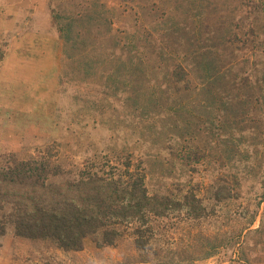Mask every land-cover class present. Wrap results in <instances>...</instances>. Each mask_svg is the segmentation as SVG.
Masks as SVG:
<instances>
[{"label": "rangeland", "instance_id": "374dc122", "mask_svg": "<svg viewBox=\"0 0 264 264\" xmlns=\"http://www.w3.org/2000/svg\"><path fill=\"white\" fill-rule=\"evenodd\" d=\"M10 158L53 181L129 158L168 209L78 250L6 223L0 264H264V0H0Z\"/></svg>", "mask_w": 264, "mask_h": 264}, {"label": "trees", "instance_id": "16d2710c", "mask_svg": "<svg viewBox=\"0 0 264 264\" xmlns=\"http://www.w3.org/2000/svg\"><path fill=\"white\" fill-rule=\"evenodd\" d=\"M130 164L126 158L125 169L116 175L85 172L53 181L59 172L47 159H8L0 167V210L7 208L0 231L11 223L16 235L63 249H81L84 238L98 231L101 243H114L120 225L145 226L150 214L168 209L166 199L148 194L144 176L129 171ZM133 227L135 245L145 248L143 231Z\"/></svg>", "mask_w": 264, "mask_h": 264}, {"label": "crops", "instance_id": "0c3cea01", "mask_svg": "<svg viewBox=\"0 0 264 264\" xmlns=\"http://www.w3.org/2000/svg\"><path fill=\"white\" fill-rule=\"evenodd\" d=\"M49 22V21H48Z\"/></svg>", "mask_w": 264, "mask_h": 264}]
</instances>
